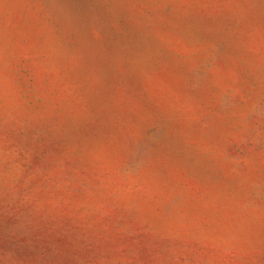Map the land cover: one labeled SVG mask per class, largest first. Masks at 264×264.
<instances>
[{"label": "rangeland", "instance_id": "1", "mask_svg": "<svg viewBox=\"0 0 264 264\" xmlns=\"http://www.w3.org/2000/svg\"><path fill=\"white\" fill-rule=\"evenodd\" d=\"M0 264H264V0H0Z\"/></svg>", "mask_w": 264, "mask_h": 264}]
</instances>
